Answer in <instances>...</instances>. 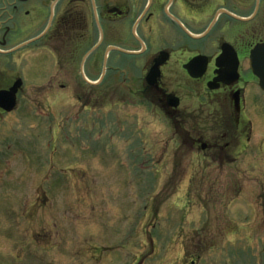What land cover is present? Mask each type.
<instances>
[{
	"label": "rangeland",
	"instance_id": "1",
	"mask_svg": "<svg viewBox=\"0 0 264 264\" xmlns=\"http://www.w3.org/2000/svg\"><path fill=\"white\" fill-rule=\"evenodd\" d=\"M28 65L0 109V264H264V92L245 141L202 151L225 128L176 126L126 83H87L99 71L52 90Z\"/></svg>",
	"mask_w": 264,
	"mask_h": 264
},
{
	"label": "flooded vegetation",
	"instance_id": "2",
	"mask_svg": "<svg viewBox=\"0 0 264 264\" xmlns=\"http://www.w3.org/2000/svg\"><path fill=\"white\" fill-rule=\"evenodd\" d=\"M263 43L264 0H0V90L26 81V63L49 64L52 90L99 71L86 82L126 83L136 106L157 107L176 126L225 128L212 144L194 140L221 150L245 141L250 112H262L251 56Z\"/></svg>",
	"mask_w": 264,
	"mask_h": 264
},
{
	"label": "water",
	"instance_id": "3",
	"mask_svg": "<svg viewBox=\"0 0 264 264\" xmlns=\"http://www.w3.org/2000/svg\"><path fill=\"white\" fill-rule=\"evenodd\" d=\"M159 65L157 61L156 66ZM251 67L254 73L260 78V86L264 90V44L255 47L251 56ZM22 85V80H18L10 89L0 90V108L6 112L14 109L17 103V93ZM172 98V97H170ZM173 104H178L177 100Z\"/></svg>",
	"mask_w": 264,
	"mask_h": 264
}]
</instances>
